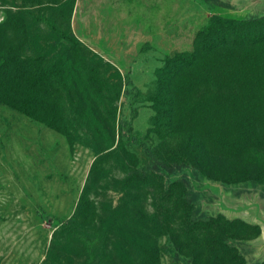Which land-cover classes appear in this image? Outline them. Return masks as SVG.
<instances>
[{
    "label": "rangeland",
    "instance_id": "rangeland-1",
    "mask_svg": "<svg viewBox=\"0 0 264 264\" xmlns=\"http://www.w3.org/2000/svg\"><path fill=\"white\" fill-rule=\"evenodd\" d=\"M214 16L264 17V0H0V50L30 59L33 92L46 95L33 117L0 103V264H196L208 230L182 219L193 196L191 221L245 223L219 224V235L244 264L264 262V184L155 170L183 157L185 134L207 128L217 104L216 72H190L169 128L156 77ZM52 29L79 44L62 46ZM183 174L181 194L172 183Z\"/></svg>",
    "mask_w": 264,
    "mask_h": 264
},
{
    "label": "trees",
    "instance_id": "trees-1",
    "mask_svg": "<svg viewBox=\"0 0 264 264\" xmlns=\"http://www.w3.org/2000/svg\"><path fill=\"white\" fill-rule=\"evenodd\" d=\"M2 28L0 26V42L5 36L2 35ZM52 32L62 46V42L65 47L71 48L79 44L70 33L54 29ZM243 52H247L248 56L242 58ZM25 61L30 62V59H21L9 51L3 54L0 50V103L33 117L34 110L42 107L46 95L44 92H33L30 69ZM200 70L210 71V77L216 72L214 80L223 83L214 94H210L215 97L211 101L215 100L217 104L207 111L205 123L208 126L203 131L196 128L186 133L181 144L183 157L171 167L160 162V167L155 170L170 175L188 168L195 179L203 174L224 183L264 184V17L234 21L214 16L207 29L196 38L191 53L176 54L164 60L162 69L156 75L163 88L157 102L166 110L163 113L166 120L163 121L167 127H174L175 124L177 83L186 74L200 73ZM5 85L10 90L3 89ZM239 87L254 97L251 105L238 104L244 99L243 95L239 97L236 93ZM135 179L132 176V180ZM172 184L181 189L182 194L189 185L187 175L183 174L181 180ZM196 199L193 196L185 202L182 217L184 222H189L188 230H196L197 234L208 230L200 244H193L196 253H190V256L194 262L244 264L236 248L219 235L218 226L236 224L247 228L248 225L205 216L191 221L190 204ZM192 215H196V211ZM185 234L194 235L191 231ZM147 254L152 255V251Z\"/></svg>",
    "mask_w": 264,
    "mask_h": 264
}]
</instances>
